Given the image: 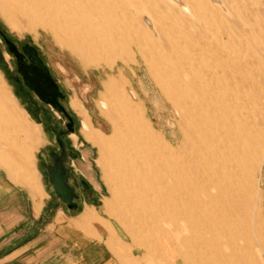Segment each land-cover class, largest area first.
<instances>
[{
    "label": "rangeland",
    "instance_id": "1",
    "mask_svg": "<svg viewBox=\"0 0 264 264\" xmlns=\"http://www.w3.org/2000/svg\"><path fill=\"white\" fill-rule=\"evenodd\" d=\"M121 1L129 14L125 13L129 17L126 20L133 27V48L145 57L133 52L129 62L115 59L112 67L103 62L91 65L95 63L94 58L81 59L75 50L62 45V35L44 26L27 24L28 18L18 11L10 18L0 12V149L15 159L13 171L16 173L1 161L0 167L9 179L19 184L7 180L10 188L0 191V202L4 204V212L0 210V264H62L59 253L65 248L59 246L42 262L40 258L35 260L37 248L40 253L41 237L49 231L70 229L67 217L77 214L88 203L95 207L86 205L79 218L86 224L82 226L89 230L90 222L98 220L93 221L98 230H107L108 235L115 236L111 245L119 247L117 256L121 261L124 259V264H159L155 263L156 257L151 256V251L157 257L162 256L163 261H169L170 250L175 253L172 263L182 264L167 238L158 235L148 239L152 245L138 243L105 206L113 193L104 181L111 179L105 168L107 161L103 157L99 159L98 151V144L100 150L107 151L102 143L104 135L110 134V120L100 112L99 102L105 101L102 80L106 75L117 76L120 70L123 81L118 89L138 105L143 127L152 128L170 146H177L181 141L182 112L164 94L165 86L161 87V82L166 77L156 78L148 70L151 60L181 57L186 53L195 69L204 71L207 64L229 63L236 53L250 49L264 65V0ZM142 16H147L144 24ZM6 45L12 47L13 54ZM220 48L227 52L222 53ZM28 57L43 69L50 81V85L32 81L40 93L27 83H32L31 75L25 71ZM235 73L245 76L238 67ZM227 90L237 102L249 94L246 113L253 112L250 117L256 120L250 124L248 167L253 186L248 196L249 207L256 208H252L247 218L231 221L251 229L242 244L253 251H246L234 264L253 263L256 259L264 264V76L248 74L246 89L230 85ZM226 104L228 107L229 103ZM102 109L107 111L106 107ZM229 109L243 115L245 112L240 107L229 106ZM195 123L189 118L183 123L194 131L191 144L213 146L212 140H222V135L213 132V124ZM36 148L34 162L40 173V185L33 163ZM24 184L40 191L39 195ZM37 201L41 204L38 209ZM153 240L158 242V248ZM231 247L237 250V246ZM10 249L16 255L11 261H4L3 253Z\"/></svg>",
    "mask_w": 264,
    "mask_h": 264
},
{
    "label": "bare ground",
    "instance_id": "2",
    "mask_svg": "<svg viewBox=\"0 0 264 264\" xmlns=\"http://www.w3.org/2000/svg\"><path fill=\"white\" fill-rule=\"evenodd\" d=\"M15 11L28 18L27 24L62 35V45L75 50L81 59H95L91 65L103 62L112 67L115 59L126 63L133 52L145 57L133 48V27L121 0H0L2 15L10 18ZM185 54L149 58L148 70L156 78L166 77L161 82L164 94L182 112L181 141L174 147L152 128L143 127L138 105L118 89L123 81L120 70L117 76L106 75L102 80L105 101L99 102L100 112L110 120V134L104 135L102 143L107 151L100 150V144L98 151L99 159L107 161L111 179L104 181L113 193L105 206L138 243L148 245V239L158 235L167 238L182 264H234L246 251H253L242 244L251 229L231 221L247 218L256 208L249 207L248 197L253 187L248 169L249 131L256 120L250 117L253 112L246 113L249 94L237 102L227 87L246 89L248 74L264 76V65L245 49L229 63L207 64L199 71ZM237 67L245 76L235 75ZM229 106L244 108V115L231 112ZM186 118L196 125L213 124V132L222 135V140H212L213 146L191 144L194 131L184 127ZM152 243L157 246L158 242ZM151 252L155 263H162V256L160 260ZM169 254L171 260L162 264H173L175 253L170 250Z\"/></svg>",
    "mask_w": 264,
    "mask_h": 264
},
{
    "label": "crops",
    "instance_id": "3",
    "mask_svg": "<svg viewBox=\"0 0 264 264\" xmlns=\"http://www.w3.org/2000/svg\"><path fill=\"white\" fill-rule=\"evenodd\" d=\"M27 116L29 119L28 113H27ZM33 123H35V122H33ZM35 124L38 125L37 123H35ZM39 129H40V127H39ZM40 136L42 137L41 129H40ZM36 150H37V148L34 150L33 163H34V169H35L37 181H38V184L40 185V181H39L40 180V173L37 171V169L35 167V162H34ZM14 160L15 159L13 157H11L5 150L0 149V161L2 163L6 164L12 173H16L13 171ZM2 172H0V191L2 189H6V188L9 189L10 188L9 182L14 183V181H12L11 179H9L7 177V175L5 174L3 169H2ZM14 184H17V183H14ZM17 185H19V184H17ZM25 186L28 189L33 190L32 188L28 187L27 185H25ZM25 186H23V187L26 188ZM33 192H35L37 195H39V193H40V191L38 193V191H35V190H33ZM31 194H32V192H31ZM2 203L3 202H0V210H2V212H4V210H3L4 204L2 205ZM40 205H41L40 201H37L36 202V209H38L40 207ZM86 205H92V204H89V203L83 204L80 211L77 214H73V215L67 217L66 224L68 226H70V229H63V230H58V231L55 230V232L49 231V232L44 234V237H41L42 242H40V253L38 250L39 248H37L36 252H35V260L36 261L39 258L41 259V262L44 258L47 259V257H49V255L52 252H54V248H56V246L57 247L59 246L60 248H65L64 252L59 253L62 264H124L123 263L124 259L121 261L117 256V252L120 253L119 247L118 246L115 247V246L111 245L112 243L115 242V240H114L115 236L108 235L107 230L105 232L98 230L93 223V221L98 222V220H92L90 222L91 228H89V230L86 229L85 227H83L86 224H84V222L82 223V221L79 218L83 214V212L85 211ZM92 206L95 207L94 205H92ZM2 212H1V215H2ZM96 212H97V214H99L97 209H96ZM58 227H62V225L59 224ZM109 238L112 241H109V242L106 241ZM12 252H14V249H10L8 252L7 251L4 252L3 253L4 257L2 259L4 261H6V260L11 261L16 255V252L13 255H12Z\"/></svg>",
    "mask_w": 264,
    "mask_h": 264
},
{
    "label": "trees",
    "instance_id": "4",
    "mask_svg": "<svg viewBox=\"0 0 264 264\" xmlns=\"http://www.w3.org/2000/svg\"><path fill=\"white\" fill-rule=\"evenodd\" d=\"M12 47L6 45V49L10 52V53H14V51L11 49ZM28 64H26L25 66V71H28V74L31 75L30 77V82L34 81L36 83V81H38L41 85V83H44L46 85H50V81L48 80V77L45 76V74L43 73V69L40 67V66H37L36 62H33L32 58L31 57H28V61H27ZM39 67V68H38ZM29 83V86L37 92V93H40L38 91V88L35 86H33V83ZM37 82V83H38ZM40 96L42 97V94H40Z\"/></svg>",
    "mask_w": 264,
    "mask_h": 264
}]
</instances>
